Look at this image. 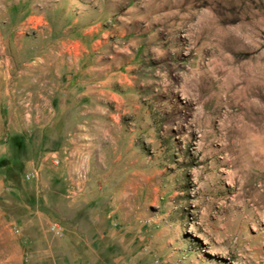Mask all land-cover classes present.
<instances>
[{
	"label": "rangeland",
	"instance_id": "374dc122",
	"mask_svg": "<svg viewBox=\"0 0 264 264\" xmlns=\"http://www.w3.org/2000/svg\"><path fill=\"white\" fill-rule=\"evenodd\" d=\"M0 264H264V0H0Z\"/></svg>",
	"mask_w": 264,
	"mask_h": 264
},
{
	"label": "crops",
	"instance_id": "0c3cea01",
	"mask_svg": "<svg viewBox=\"0 0 264 264\" xmlns=\"http://www.w3.org/2000/svg\"><path fill=\"white\" fill-rule=\"evenodd\" d=\"M66 204H67V206H69L68 209L71 212H73V211H75L77 209V207L74 206V202L73 201H67ZM65 217H67V219H68L69 216L65 215ZM76 219H74V220L68 219L67 222H66V227H67L68 231L70 233H72V234L78 233L81 229H83L82 227H84L83 226L84 225L83 222H81L79 220H76Z\"/></svg>",
	"mask_w": 264,
	"mask_h": 264
},
{
	"label": "built area",
	"instance_id": "2783aa9c",
	"mask_svg": "<svg viewBox=\"0 0 264 264\" xmlns=\"http://www.w3.org/2000/svg\"><path fill=\"white\" fill-rule=\"evenodd\" d=\"M51 229L52 231H54L56 234H60L61 233V226L59 225L58 222L54 221L53 223H51Z\"/></svg>",
	"mask_w": 264,
	"mask_h": 264
}]
</instances>
